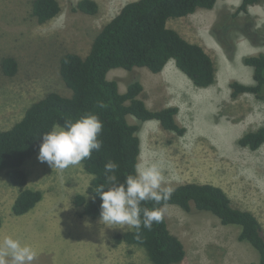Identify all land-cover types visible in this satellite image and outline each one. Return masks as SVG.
Returning a JSON list of instances; mask_svg holds the SVG:
<instances>
[{"label": "rangeland", "instance_id": "obj_1", "mask_svg": "<svg viewBox=\"0 0 264 264\" xmlns=\"http://www.w3.org/2000/svg\"><path fill=\"white\" fill-rule=\"evenodd\" d=\"M34 0H0V128L9 129L20 121L26 109L50 92L71 96L60 75V59L68 52L85 57L96 35L122 7L134 0H95L97 14L77 8L80 0H59L61 13L41 24L32 15ZM242 0H218L213 9H199L189 16L172 19L169 26L189 41L205 47L217 68V81L208 88L195 86L171 61L160 73L148 68L128 71L113 69L108 73L126 92L134 80L143 84L140 97L148 107L159 110L177 106L178 123L184 135L164 129L157 120L140 121L142 142L140 159L164 161V187L199 182L222 187L236 207L252 211L264 227V145L258 150L241 147L238 139L264 122V100L252 94L232 97L231 82L253 83V68L244 58L264 52V3L250 7L237 18L233 13ZM264 2V0H263ZM228 17L224 31L227 48L214 33L215 25ZM250 24L252 38L243 28ZM14 57L18 71L9 76L2 61ZM38 153L24 165L28 186L44 192L43 200L27 214L16 216L12 207L18 188L5 174L0 175V214L6 234L30 244L36 251L32 264H153L144 248L122 243L113 246L115 234L130 229L109 227L84 216L76 219L82 208L72 199L84 193L93 176L83 163L66 169H52L41 163ZM139 159V160H140ZM39 209L44 212L32 215ZM172 233L185 245L181 264H257L258 252L239 240L240 227L224 225L207 211L195 208L187 212L176 205L163 208ZM90 224V226H88ZM11 228V229H10Z\"/></svg>", "mask_w": 264, "mask_h": 264}, {"label": "trees", "instance_id": "obj_2", "mask_svg": "<svg viewBox=\"0 0 264 264\" xmlns=\"http://www.w3.org/2000/svg\"><path fill=\"white\" fill-rule=\"evenodd\" d=\"M217 1H130L103 26L94 38L88 55L83 57L68 52L61 57L60 75L72 90V95L50 92L33 102L22 119L11 128H0V175L5 174L9 182L18 188L12 207L14 215L28 213L43 200L42 190L28 186L29 174L24 165L39 152L42 134L50 131L53 124L63 125L66 117L76 119L92 112L98 114L103 122V130L98 137L102 140L100 151L94 150L91 158L82 161L85 170L93 178L86 191L72 199L76 207L82 208L79 215L92 219L100 217L101 204L100 196L94 190L100 184L109 186L104 173L105 164L111 160L119 165L115 174L117 183H123L126 176L134 174V166L140 159V126L129 121L130 115L143 122L157 120L164 129L180 136L186 133V128L177 121V106L150 109L140 97L144 90L141 81L134 80L123 93L118 82L108 78V73L117 68L132 71L143 67L153 73H160L169 62L175 61L177 68L195 86L208 88L214 85L217 68L213 57L204 46L189 41L178 30L170 27L169 21L186 17L199 9H213ZM261 3L263 0H242L233 15L237 18L241 13L248 14L250 6ZM77 8L88 14H97L99 4L95 0H80ZM61 11L59 0L32 2V15L41 24L57 17ZM224 17L213 31L230 48L228 41L218 33L219 27L223 31L228 28V17ZM243 32L249 38L253 37L250 24L245 25ZM244 63L253 68L254 82H231L232 97L248 93L264 100V52L246 56ZM2 67L7 75L13 76L18 71V62L14 57H6ZM99 102H103V108L98 106ZM238 144L251 150L261 148L264 145V122L257 129L244 133L238 139ZM174 190L170 200L162 201L161 204L145 201L141 208L176 205L187 212L193 208L210 212L224 225L239 226V240L249 243L258 252L257 264H264V227L252 211L236 207L229 194L215 184L189 182L177 185ZM2 226L3 217L0 214V229ZM122 243L144 248L153 264H181L187 254L182 240L170 230L165 213L163 221L154 223L150 231L141 227L139 238L135 229L115 234L113 246Z\"/></svg>", "mask_w": 264, "mask_h": 264}, {"label": "clouds", "instance_id": "obj_3", "mask_svg": "<svg viewBox=\"0 0 264 264\" xmlns=\"http://www.w3.org/2000/svg\"><path fill=\"white\" fill-rule=\"evenodd\" d=\"M98 106L103 108V102ZM102 130L103 122L96 113L87 112L76 119L66 117L63 125L53 124L50 131L42 134L37 159L52 169L79 165L91 158L94 150L100 151L102 140L98 137ZM134 167V174L126 176L123 183H117L115 173L119 165L109 160L104 166L109 186L100 184L94 191L101 199L100 222L109 227L135 229L139 238L141 227L150 231L164 216L162 207L141 208L142 202L161 204L170 200L175 190L163 186L165 165L162 159H140ZM36 255L30 244L18 238L4 236L0 240V264H32Z\"/></svg>", "mask_w": 264, "mask_h": 264}, {"label": "crops", "instance_id": "obj_4", "mask_svg": "<svg viewBox=\"0 0 264 264\" xmlns=\"http://www.w3.org/2000/svg\"><path fill=\"white\" fill-rule=\"evenodd\" d=\"M251 7V6H250ZM189 16V15H188ZM43 202H44V198H43ZM43 202L36 208V210H34L33 212H32V215L34 216V215H40V214H43V213H45V211L44 212H40L39 211V209L41 208V206L43 205ZM31 212V211H30ZM29 212V213H30ZM29 213L27 214L28 216H29ZM23 215H25V214H23ZM22 215V216H23ZM17 216V215H16ZM19 216H21V215H19ZM84 218V216H81V217H78V215H76V219H83ZM100 218V217H99ZM6 219L4 218L3 219V226H2V228L0 229V232L6 227V221H5ZM84 220V219H83ZM95 220V219H94ZM88 226H90V224L88 225ZM11 229V228H10ZM4 236H7L6 234L4 235ZM3 236V237H4ZM3 237H2V239H3Z\"/></svg>", "mask_w": 264, "mask_h": 264}, {"label": "flooded vegetation", "instance_id": "obj_5", "mask_svg": "<svg viewBox=\"0 0 264 264\" xmlns=\"http://www.w3.org/2000/svg\"><path fill=\"white\" fill-rule=\"evenodd\" d=\"M264 3V2H263ZM263 3H261V4H263ZM256 5H259V4H256ZM252 6H254V5H252ZM250 10V9H249Z\"/></svg>", "mask_w": 264, "mask_h": 264}]
</instances>
